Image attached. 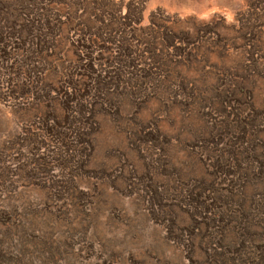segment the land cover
I'll return each mask as SVG.
<instances>
[{
	"label": "rangeland",
	"instance_id": "1",
	"mask_svg": "<svg viewBox=\"0 0 264 264\" xmlns=\"http://www.w3.org/2000/svg\"><path fill=\"white\" fill-rule=\"evenodd\" d=\"M129 1L0 0V264H264V0Z\"/></svg>",
	"mask_w": 264,
	"mask_h": 264
},
{
	"label": "trees",
	"instance_id": "2",
	"mask_svg": "<svg viewBox=\"0 0 264 264\" xmlns=\"http://www.w3.org/2000/svg\"><path fill=\"white\" fill-rule=\"evenodd\" d=\"M134 1L135 0H131L127 4L125 15L131 21L132 25L139 27L143 23V20H144L143 14L145 11L146 3L145 2H141V3L140 2H134ZM148 21H149L148 28L150 29V31H157V30H155V29H157V25L155 24V21L153 20V13H151L149 15ZM152 40L156 41V39H154V38H152ZM133 42H134L133 39H128V40L124 41L125 50L127 51L128 55L131 53V49L133 47ZM152 43H154V41H152ZM152 43H151V45H154ZM153 48H154V46H153Z\"/></svg>",
	"mask_w": 264,
	"mask_h": 264
}]
</instances>
